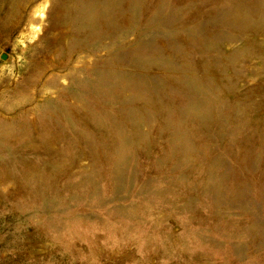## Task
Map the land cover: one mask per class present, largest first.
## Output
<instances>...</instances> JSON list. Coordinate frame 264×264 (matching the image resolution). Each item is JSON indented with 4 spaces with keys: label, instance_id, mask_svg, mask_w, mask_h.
<instances>
[{
    "label": "rangeland",
    "instance_id": "374dc122",
    "mask_svg": "<svg viewBox=\"0 0 264 264\" xmlns=\"http://www.w3.org/2000/svg\"><path fill=\"white\" fill-rule=\"evenodd\" d=\"M0 264H264V0H0Z\"/></svg>",
    "mask_w": 264,
    "mask_h": 264
}]
</instances>
